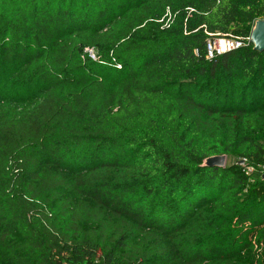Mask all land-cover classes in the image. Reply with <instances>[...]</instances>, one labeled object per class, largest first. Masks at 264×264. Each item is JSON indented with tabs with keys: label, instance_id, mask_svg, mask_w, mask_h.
Returning a JSON list of instances; mask_svg holds the SVG:
<instances>
[{
	"label": "trees",
	"instance_id": "1",
	"mask_svg": "<svg viewBox=\"0 0 264 264\" xmlns=\"http://www.w3.org/2000/svg\"><path fill=\"white\" fill-rule=\"evenodd\" d=\"M264 0H0V264H264ZM216 39L241 46L207 58ZM226 155L246 163L203 167Z\"/></svg>",
	"mask_w": 264,
	"mask_h": 264
},
{
	"label": "rangeland",
	"instance_id": "2",
	"mask_svg": "<svg viewBox=\"0 0 264 264\" xmlns=\"http://www.w3.org/2000/svg\"><path fill=\"white\" fill-rule=\"evenodd\" d=\"M257 22V21H256ZM255 22V23H256ZM254 27L255 28V24ZM220 47V44L218 45ZM10 72L5 68L0 67V108H16L18 111L20 109L36 100L41 96V91L34 85H27L25 87H16L14 86L10 79ZM239 161L236 158L229 157L227 158L226 166L239 165L241 167H246V163Z\"/></svg>",
	"mask_w": 264,
	"mask_h": 264
},
{
	"label": "water",
	"instance_id": "3",
	"mask_svg": "<svg viewBox=\"0 0 264 264\" xmlns=\"http://www.w3.org/2000/svg\"><path fill=\"white\" fill-rule=\"evenodd\" d=\"M255 28H253L250 37V43L254 46L257 51L264 50V20H259L255 23ZM227 156H213L204 160L203 167H217L225 168L227 162ZM243 161L240 162L242 164Z\"/></svg>",
	"mask_w": 264,
	"mask_h": 264
},
{
	"label": "built area",
	"instance_id": "4",
	"mask_svg": "<svg viewBox=\"0 0 264 264\" xmlns=\"http://www.w3.org/2000/svg\"><path fill=\"white\" fill-rule=\"evenodd\" d=\"M250 41V40H249ZM220 44V47L218 45ZM241 46L239 41L230 39H216L213 42H209L207 46V58L211 59L213 55L229 52L235 50ZM261 172L264 175V166L261 168Z\"/></svg>",
	"mask_w": 264,
	"mask_h": 264
}]
</instances>
